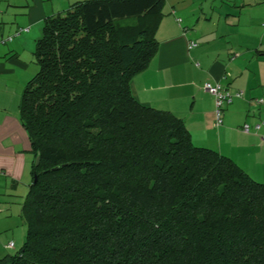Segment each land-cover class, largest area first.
Returning <instances> with one entry per match:
<instances>
[{
    "label": "trees",
    "instance_id": "trees-1",
    "mask_svg": "<svg viewBox=\"0 0 264 264\" xmlns=\"http://www.w3.org/2000/svg\"><path fill=\"white\" fill-rule=\"evenodd\" d=\"M163 6L76 0L45 18L19 102L39 162L0 264H264V182L132 94Z\"/></svg>",
    "mask_w": 264,
    "mask_h": 264
},
{
    "label": "crops",
    "instance_id": "crops-1",
    "mask_svg": "<svg viewBox=\"0 0 264 264\" xmlns=\"http://www.w3.org/2000/svg\"><path fill=\"white\" fill-rule=\"evenodd\" d=\"M74 1L0 0V214L11 207L21 213L32 182L35 156L19 102L38 70L36 42L45 18ZM162 11L158 50L131 79L133 96L172 112L195 145L230 157L264 182V104L255 101L264 98V0H164ZM206 82L242 92L224 105L219 125Z\"/></svg>",
    "mask_w": 264,
    "mask_h": 264
},
{
    "label": "rangeland",
    "instance_id": "rangeland-1",
    "mask_svg": "<svg viewBox=\"0 0 264 264\" xmlns=\"http://www.w3.org/2000/svg\"><path fill=\"white\" fill-rule=\"evenodd\" d=\"M64 13H66V10L60 12V14ZM25 231L26 225L20 211L18 212L17 209L11 207L0 214V257L8 253H14L21 247L24 242ZM10 241L14 242V248L4 247Z\"/></svg>",
    "mask_w": 264,
    "mask_h": 264
},
{
    "label": "built area",
    "instance_id": "built-area-1",
    "mask_svg": "<svg viewBox=\"0 0 264 264\" xmlns=\"http://www.w3.org/2000/svg\"><path fill=\"white\" fill-rule=\"evenodd\" d=\"M194 44L191 42V45ZM204 89L212 94L215 99V125H219L222 122V110L225 104L230 103L233 99V97H240L242 95L241 91H236L234 93L230 92L226 88H224L221 84L215 83L211 84L209 82H206L204 84ZM256 103L258 104H264V98H257ZM260 125L258 124L256 127L258 128ZM245 131H248V127L245 125L243 127ZM264 142V138H263ZM7 248H14V243L9 242L6 244Z\"/></svg>",
    "mask_w": 264,
    "mask_h": 264
},
{
    "label": "water",
    "instance_id": "water-1",
    "mask_svg": "<svg viewBox=\"0 0 264 264\" xmlns=\"http://www.w3.org/2000/svg\"><path fill=\"white\" fill-rule=\"evenodd\" d=\"M38 162H39V156H37L36 158H35V164H38ZM36 179V178H35Z\"/></svg>",
    "mask_w": 264,
    "mask_h": 264
}]
</instances>
